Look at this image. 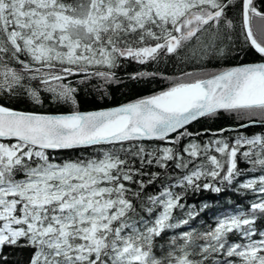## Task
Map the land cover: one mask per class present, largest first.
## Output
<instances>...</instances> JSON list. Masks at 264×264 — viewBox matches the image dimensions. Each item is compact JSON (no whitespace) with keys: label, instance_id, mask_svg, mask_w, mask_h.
<instances>
[{"label":"snow or ice","instance_id":"1","mask_svg":"<svg viewBox=\"0 0 264 264\" xmlns=\"http://www.w3.org/2000/svg\"><path fill=\"white\" fill-rule=\"evenodd\" d=\"M235 19L264 58L256 0H0V97L38 104L43 92L73 106L43 114L0 103V264L5 248L30 249L27 264H264V134L221 128L201 143L188 130L221 111L247 117L239 129L264 125V62L182 72L163 91L87 112L69 80L115 83L122 61L222 56ZM78 149L94 151L52 156ZM246 172L260 174L239 181ZM225 187L254 199L214 226L180 230L209 207L182 203L189 191Z\"/></svg>","mask_w":264,"mask_h":264},{"label":"trees","instance_id":"2","mask_svg":"<svg viewBox=\"0 0 264 264\" xmlns=\"http://www.w3.org/2000/svg\"><path fill=\"white\" fill-rule=\"evenodd\" d=\"M238 2L239 0H237V4ZM256 6L264 10V0H256ZM234 11L235 9L231 10L230 15H232ZM234 24L235 27L232 30V44L226 49L225 54L222 56H214L203 61L196 60L188 62H181L176 59H162L158 63L148 65L122 61V66L115 69L117 82L111 84H104V82L99 79H92L85 83H79L82 79L81 76L70 77L69 80L71 81L72 86L77 88L76 101L78 110L90 111L103 109L153 95L169 87L172 80L179 77L182 72L200 70L216 71L240 64L264 61V58L244 43L238 19L234 20ZM137 72H157L162 74V76L157 75L154 78L146 77L143 79H129L130 74ZM41 100L42 102L37 104L26 97H0V103L24 111H32L36 113H67L73 110L71 103L54 101L49 93L42 92ZM256 119L259 121V117H256ZM240 123H249V120L247 117L241 118L234 113L221 111L216 116L203 117L192 123L188 126V130L193 133H201L199 141L203 143L214 138L211 136V133H214L221 128H239ZM237 130L243 131L245 135L264 134V125L258 122L250 126L247 130ZM225 135L234 137L237 135V131H229L225 133ZM156 143L158 142H150L145 146L154 147ZM186 143L187 140L181 141L182 145ZM93 151L94 150L92 149L87 151L83 149L54 151L52 152V156L58 160L68 158L75 159L77 157L86 158L92 154ZM240 167L245 168L247 166L244 163H241ZM148 170L164 171L155 165L151 166ZM168 171L170 173L172 172L171 165ZM175 171L176 174H179L180 172V170ZM259 174V172H253L251 174L246 172L245 175L238 178V180L242 182L244 179L250 178V175L255 176ZM159 187L160 182H157V184L150 187L148 191L153 192ZM176 190L179 191L180 189ZM252 199H254V194L237 192L234 187H225L224 191L221 193H215L212 191L193 193L189 191L182 203H185L186 206L195 205L197 209L205 203L209 205V207L200 212V215L191 221L190 225L183 226L180 230H187L188 227L202 230L208 225L214 226L216 216L225 212H232L237 206L246 209ZM174 215L180 217L182 213L180 210H176ZM257 223L258 227H261V230H264V226H262L264 225V222L258 221ZM172 234V232L167 233L163 239L158 240V243L165 244L167 237ZM30 254L31 250L25 248H5L3 252V256L7 259V264H27Z\"/></svg>","mask_w":264,"mask_h":264},{"label":"water","instance_id":"3","mask_svg":"<svg viewBox=\"0 0 264 264\" xmlns=\"http://www.w3.org/2000/svg\"><path fill=\"white\" fill-rule=\"evenodd\" d=\"M262 62H264V61H262ZM252 63H259V62H252ZM247 64H249V63H247ZM242 65H244V64H242ZM115 107H118V106H115ZM109 108H113V107H109ZM104 109H108V108H104ZM97 110H103V109H97ZM97 110H90V111H97ZM83 112H87V111H83ZM68 113V112H67ZM43 114H62V113H43ZM203 118V117H202ZM199 119H201V118H199ZM198 119V120H199ZM194 122H196V121H194ZM194 122H192V123H194ZM191 123V124H192ZM190 124V125H191ZM189 126V125H188ZM252 126V125H251ZM229 129H235V128H229ZM236 129H239V128H236Z\"/></svg>","mask_w":264,"mask_h":264}]
</instances>
